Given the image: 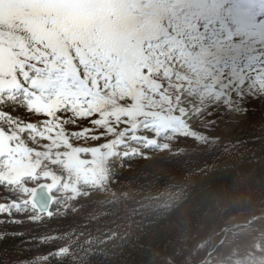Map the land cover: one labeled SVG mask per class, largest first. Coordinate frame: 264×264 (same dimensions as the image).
<instances>
[{"label": "rangeland", "instance_id": "obj_1", "mask_svg": "<svg viewBox=\"0 0 264 264\" xmlns=\"http://www.w3.org/2000/svg\"><path fill=\"white\" fill-rule=\"evenodd\" d=\"M182 30L195 32L189 36L200 39L186 44L176 34ZM155 39L165 41L166 51L182 64V72L196 76L213 72L210 84L225 82L234 88L244 84L243 94L252 91L248 104L236 105L230 114L225 132L244 126L253 114L264 128V0H0V68L20 79L13 83L11 95L13 84H0V99L10 104L6 101L10 95L14 110L25 105L10 116L16 121H9L10 125L3 122L7 111L0 107V127L5 124L0 129V182H9L21 197H29L4 208L17 227L29 218L23 204L36 186H50L57 209L63 195L78 194L75 186L80 182L105 178L113 135L110 113L122 114L126 127L135 113L156 114L141 124L157 137L144 148L168 142L171 132L176 139L164 144L179 143V124H184L172 107L162 106L165 91L161 94L156 89L160 82L152 79L158 78L161 66L156 67L159 56L146 43ZM224 56L243 61L238 63L241 72L223 77L216 64ZM230 64L235 69L236 64ZM147 92L158 96L150 98ZM213 94L215 99L224 95L217 90ZM153 98L157 102L150 107L143 103ZM92 120L95 129L86 133L90 138L83 145L64 142L69 129L85 123L87 131ZM98 134H102L99 144ZM143 136L142 130L134 139L138 150L139 142H145ZM14 207L22 212L12 213ZM255 211L253 228L242 229L251 215L239 211L225 225L228 234L206 237L172 264H238V258L224 253L246 248L248 239L264 242V206Z\"/></svg>", "mask_w": 264, "mask_h": 264}, {"label": "trees", "instance_id": "obj_2", "mask_svg": "<svg viewBox=\"0 0 264 264\" xmlns=\"http://www.w3.org/2000/svg\"><path fill=\"white\" fill-rule=\"evenodd\" d=\"M191 33L195 34L189 30L176 34L189 44L200 39L198 35L190 37ZM146 46L159 56V76L152 79L160 82L156 89L161 94L165 91L162 106L172 107L185 125L183 136L177 139L179 143L138 150L134 139L142 131L141 124L156 114L135 113L129 119L131 126L126 127L122 114L110 113L113 135L104 164L105 178L80 182L75 186L78 194L71 196L70 191L63 195L59 200L62 206L55 209L54 205L47 215L38 214L29 203L23 204V210L30 214L22 228L7 218L4 208L29 197H21L9 182H0V206L4 204L0 207V264H172L206 237L228 234L225 225L239 211L247 210L251 215L242 229L254 227L256 220L252 218L258 214L255 210L264 206L262 121L253 114L244 126L231 132L223 128L236 105L248 104L246 99L252 91L243 94L244 84L239 88L225 82L210 84L213 72L203 74L205 79L182 72V65L174 62L175 55L166 51L165 41L149 40ZM231 62L236 64L235 69ZM240 62L243 61L224 56L217 60L216 68H222L226 77L241 72ZM245 66L244 63L242 67ZM18 81L16 76L13 79L12 71L6 74L0 68L1 85L12 86ZM15 86L9 88L8 94ZM215 90L224 95L215 99ZM10 95L6 101L11 104ZM146 95L151 98L157 94ZM155 99L143 103L150 107L157 102ZM4 101L0 99L1 109L7 111L3 122L16 123L10 116L16 110L20 112L24 103L18 106L21 109L14 110ZM207 119L208 124H201ZM4 123L0 129H5ZM92 123L93 120L87 131L85 123L69 129L64 142L83 145L85 138H90L89 131L95 129ZM145 133L148 142L156 139L149 129ZM100 135L96 137L98 144ZM126 151H130L128 157L124 156ZM11 212L22 211L14 207ZM248 240L246 248H231L224 257L233 255L238 264H264V242ZM39 250L42 253L38 255Z\"/></svg>", "mask_w": 264, "mask_h": 264}, {"label": "water", "instance_id": "obj_3", "mask_svg": "<svg viewBox=\"0 0 264 264\" xmlns=\"http://www.w3.org/2000/svg\"><path fill=\"white\" fill-rule=\"evenodd\" d=\"M53 201V192L46 184L37 186L31 196V202L35 205L40 214L48 213Z\"/></svg>", "mask_w": 264, "mask_h": 264}]
</instances>
